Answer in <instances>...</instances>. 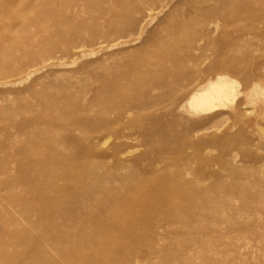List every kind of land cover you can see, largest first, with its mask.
<instances>
[{
  "label": "bare ground",
  "instance_id": "6f19581e",
  "mask_svg": "<svg viewBox=\"0 0 264 264\" xmlns=\"http://www.w3.org/2000/svg\"><path fill=\"white\" fill-rule=\"evenodd\" d=\"M193 1L175 7L130 56L95 74L96 86H84L80 97L69 91L41 101L37 106L45 110L36 115L29 103L0 113L6 122L0 129V176L6 178L0 181V264H57L56 256L68 259L65 264H112L136 254V232L145 223L143 235L157 242L154 232L164 221L174 226L172 211L231 210L236 192L264 195V164L258 173L239 170L232 164L240 155L235 135L205 139L201 134L210 128L199 125L224 117L213 126L217 131L230 121L242 125L238 135L250 136L241 145L264 153V0ZM127 23L136 27L134 19ZM63 25L74 29L69 18ZM144 33L100 50L139 41ZM11 55L0 51L2 67ZM27 113L34 118L18 121ZM140 148L145 151L129 158ZM214 166L244 184L227 185L223 175L207 170ZM211 178L214 185L200 186ZM211 193L226 199H211ZM133 259L127 264H139Z\"/></svg>",
  "mask_w": 264,
  "mask_h": 264
},
{
  "label": "rangeland",
  "instance_id": "374dc122",
  "mask_svg": "<svg viewBox=\"0 0 264 264\" xmlns=\"http://www.w3.org/2000/svg\"><path fill=\"white\" fill-rule=\"evenodd\" d=\"M189 1L172 0L170 2V0H166L161 3L159 0H0V51L9 52L10 55L13 53L14 57L8 67H2L0 61V113H5L8 109L12 110L26 103L37 106L53 97L59 98L63 93L69 91L74 92V95L78 93L77 95L80 97L84 86H96L93 80L95 74L102 72L106 65L113 68L118 58H123L124 55L130 56L131 52L137 50L152 32L158 30L162 22L172 16L175 7L186 9ZM40 2L44 5H41ZM193 3H196V0ZM128 7H131L130 11ZM44 10L46 11L44 12ZM52 11L54 12L53 17L49 15ZM121 13H125L124 18L121 17L120 23L115 22L113 30H109L110 21ZM64 17L69 18L74 29L70 28L72 25L59 26ZM129 19H134L136 23L134 29L128 27ZM116 29L120 31L119 34L114 32ZM97 30L102 31V34H99ZM142 32L145 33L139 41L100 50L101 47H108L119 41H133ZM65 35L66 38H64ZM69 38L70 41L65 42ZM48 41L51 43L49 42V44ZM43 43H46L47 46ZM50 51L54 53L50 54ZM91 53H95V55L93 56ZM15 65L28 67L26 69L28 72H25L26 74H18L13 71L10 73L8 68L13 69L16 67ZM6 69L7 71H5ZM57 107L60 106L57 105ZM36 108L38 109H36L35 115L45 110L40 105ZM3 118H5L4 115L0 117V129L6 124L2 120ZM23 118L32 119L34 116L27 113L22 117H17L18 121ZM222 118L224 117L200 122L199 125L203 128H210L201 136L211 139L213 136L235 135L240 155L236 159L237 161L232 164L237 165L236 167L241 171L262 172L264 153H260L256 147L241 145L243 140L250 136L247 133L243 137L238 135L241 131L239 129L243 131L242 125L235 128L233 122L230 121L231 124L229 123L217 131L214 127L221 125L218 123ZM15 132L14 130V135ZM77 134L80 135L79 132ZM58 135L56 132L51 134V136ZM21 139L24 138L18 140L23 141ZM105 149L102 147L100 150L104 151ZM144 151L145 149L140 148L136 153L128 156L131 158ZM13 152L15 151L13 150ZM68 152L69 150L66 148L60 149L62 154ZM0 159H3L2 154H0ZM144 166L148 167L147 163H144ZM207 170L223 175L227 185L242 186L244 184L240 180L227 177L226 169L223 167L214 166ZM14 171H16V167L12 165V172ZM5 180V177L0 176L1 182ZM214 181L213 178L206 179L200 186L211 187L214 185ZM19 192L21 191L19 190ZM233 197L235 198L232 202L234 207L231 210L199 213L184 211L177 212V214L172 211L171 223L174 224V228H171V225L167 226L164 221L167 220V215L156 212L157 216H162L158 217L161 222L164 221L162 225H166L154 232V235H157V242H153L150 235H143L144 232L141 229L148 228V224L145 223L136 232L138 240L136 241V247H138L136 254L133 257H126L125 260L123 257L116 260L112 258V264H127L132 262L133 258H138L139 264H264V195L258 197L251 190L245 193L236 192ZM210 198L226 199V195L211 193ZM61 209L63 210V208ZM12 212L16 215L15 211L12 210ZM184 214L187 216L196 214L202 218L198 220L192 218L187 221ZM107 215L109 216L110 213ZM135 215L141 216L140 213H135ZM111 245L119 253L124 251L123 245H118V243ZM49 251L52 256L57 255L51 249ZM55 258L57 264H65L64 262L68 260L62 256ZM38 264L43 263L38 262Z\"/></svg>",
  "mask_w": 264,
  "mask_h": 264
}]
</instances>
